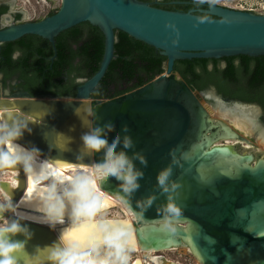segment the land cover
I'll list each match as a JSON object with an SVG mask.
<instances>
[{"label": "water", "instance_id": "1", "mask_svg": "<svg viewBox=\"0 0 264 264\" xmlns=\"http://www.w3.org/2000/svg\"><path fill=\"white\" fill-rule=\"evenodd\" d=\"M82 21L102 32L103 52L97 69L76 87L75 95L0 96V124L27 122L31 130L8 144L7 151L22 154L27 167L37 168L33 176L23 164L0 168L16 170L15 184L0 180V190L15 210L4 215L32 233L29 239L19 233L11 237L24 244L14 254L17 264H51V248L59 244L61 234L82 251L109 243L141 250L185 247L199 264H264V156L241 151L238 143L249 141L246 134L211 114L202 102L205 97L172 69L175 59L264 54V14L220 4L195 12L159 8L142 0H60L50 14L0 29V40L29 33L53 42L60 31ZM115 29L164 55L163 71L117 95L91 97L90 90L113 56ZM207 91L213 105L219 101L258 109L255 103L222 97L212 87L203 94ZM107 123L115 126L107 133L109 143L117 135L122 142L125 135L131 138L132 147L125 151L143 177L131 196L115 179L98 178L97 199L104 191L131 213V219L85 218L93 212L90 209L77 220L64 215L50 227L44 214L32 215L27 200L36 194L45 198L48 190V184L34 180L53 175L67 184L72 179L62 171L68 166L89 169L101 162L103 151H85L81 135ZM122 147L121 143L117 152ZM166 167L171 174L161 186L157 175ZM104 197L102 206L109 201ZM170 203L180 209L179 214L167 211ZM117 232L123 233L121 239L106 242V236ZM130 264H139V259Z\"/></svg>", "mask_w": 264, "mask_h": 264}, {"label": "clouds", "instance_id": "2", "mask_svg": "<svg viewBox=\"0 0 264 264\" xmlns=\"http://www.w3.org/2000/svg\"><path fill=\"white\" fill-rule=\"evenodd\" d=\"M197 3H207L212 5L215 0H196ZM201 19L200 22H203ZM166 27L173 25L166 23ZM18 55L14 54L15 56ZM78 80L77 83H82ZM114 125L107 123L103 126H95L89 128V131L81 135L83 148L89 153H98L103 151L104 158L101 162H96L91 171L95 173L99 171L101 175L99 180L104 181L108 178H113L119 182L122 190L131 196L139 188V179L143 177V172L135 167L133 160L128 156L126 149L132 147L131 138L124 136L123 142L119 135L112 139L109 143L107 133L114 130ZM24 131H31L28 128V123H16L12 126L0 124V168L14 167L17 164L25 166L26 173L31 171L27 167V160L21 156L7 151L6 146L13 141L22 137ZM126 131V126H125ZM123 145L120 152L117 148ZM30 152L38 153V150L31 149ZM140 159L142 164H146V160L139 153L134 154ZM171 169H161L157 175V182L163 186L166 179L170 176ZM44 179H48L47 176ZM93 176L83 172H78L70 182L65 184L59 178H53L48 184L47 195L45 197L46 211L44 212L46 222L50 227H54L57 223L63 220L65 215L66 205L71 210L72 220H77L84 216L85 209L89 208L93 201L97 198L96 188H93ZM178 187L177 184L173 188ZM167 192L166 187L163 188ZM150 206V205H149ZM12 211L15 213L13 204L9 197L5 198L4 202H0V264H17L15 255L23 247V242H17L11 239L17 233L22 234L26 239L31 238L32 233L27 226H22L18 220H10L5 217L4 213ZM167 211L170 213L179 214L180 209L174 204L167 205ZM123 233L117 232L105 237L106 242L119 240ZM59 244H54L51 248L49 260L51 264H107L106 260L97 261L91 258V254L83 252L81 246L74 241L62 239V234L58 237ZM117 257L119 258L120 245L116 244Z\"/></svg>", "mask_w": 264, "mask_h": 264}, {"label": "flooded vegetation", "instance_id": "3", "mask_svg": "<svg viewBox=\"0 0 264 264\" xmlns=\"http://www.w3.org/2000/svg\"><path fill=\"white\" fill-rule=\"evenodd\" d=\"M145 2L152 6L166 9L164 2L159 0H146ZM167 2L178 4L179 8L173 9L176 11L193 9L195 12H198V10L208 7L207 3H197L196 0H169ZM55 9L52 10L55 11ZM50 11H47L46 15L53 12ZM39 18L41 17L29 18L23 8L13 5V0H0V29L11 24ZM56 36H54L53 42L36 34L29 33L22 34L12 40H0V96L25 94L75 95L76 87L80 84L77 81H83L85 78H88L83 74H77V68H82L84 65L80 61L78 51L81 50L80 45L85 38V33H81L77 39L65 36L57 40ZM17 53L18 55L14 58V54ZM132 61L134 62V65L131 67L132 77L128 74L123 75L121 71L118 72V69H115L118 77L108 80V82L98 81L90 90L89 96L93 97L92 93L96 91L100 98L111 97L115 91H121L126 87H130L138 80L139 76L146 77V73L140 69L139 60L134 57ZM232 63L233 65H238L239 60L234 59ZM225 64L224 60H219L217 67L223 68ZM84 66L86 67V65ZM254 67L255 62L248 64V68ZM240 75L241 77L238 82L237 80L231 81L229 85L250 86L251 79L257 74L241 72ZM262 76L259 83L254 86L260 90H264V73ZM209 87H212L215 93L221 94L222 97L229 98L228 95L220 92L214 84L197 90L198 96L210 99V96L203 94V91ZM246 101L258 105L257 112H259L257 119L264 125L263 107L255 101ZM240 145L238 143V146Z\"/></svg>", "mask_w": 264, "mask_h": 264}, {"label": "trees", "instance_id": "4", "mask_svg": "<svg viewBox=\"0 0 264 264\" xmlns=\"http://www.w3.org/2000/svg\"><path fill=\"white\" fill-rule=\"evenodd\" d=\"M159 1L164 2V7L166 9L173 10L179 8V5L176 3H168L167 1L169 0ZM52 11L53 10L50 12ZM83 32L85 33V38L81 42V50L78 51V55L80 56V61L86 65V67L83 65L82 68H77V74H83L89 77L97 69L103 52V34L99 28L87 21H82L60 31L56 38L58 40V38L62 39L68 36L77 39ZM114 36L113 56L99 82H108V80H113L115 77H118L115 69H118V72L121 71L123 75L128 74L132 77L133 73L131 67L134 65L132 61L134 57L139 60L140 69L146 73V77L139 76L138 80L130 87H126L121 91H115V93H113L114 95L134 88L163 71L165 56L161 55L158 50L140 40L134 39L118 29L114 30ZM234 59L239 60L238 65H233L232 61ZM219 60H224L226 62L225 67H217V62ZM250 62H255L254 68H248ZM172 69L182 77L192 89H204L211 83L214 84L220 92L228 95L229 98L255 101L264 109V90L254 87L263 77L264 54L255 56L236 54L218 58L192 57L175 59ZM241 72L257 74L251 79L249 84L251 87L248 85H229L231 81L234 82L237 80L238 82L241 77ZM103 87H105V85H103ZM92 96L98 97L96 91H93Z\"/></svg>", "mask_w": 264, "mask_h": 264}, {"label": "bare ground", "instance_id": "5", "mask_svg": "<svg viewBox=\"0 0 264 264\" xmlns=\"http://www.w3.org/2000/svg\"><path fill=\"white\" fill-rule=\"evenodd\" d=\"M25 1H27V0H25ZM204 94H205V96H212V93L210 91H207ZM210 113L213 115H216V116L219 115L221 117L228 118L236 128L243 131L244 133L252 131L255 129L254 133H255L256 139H258L261 146H264V129L260 126L258 127L256 124V121H255L256 114H257L256 108L248 107V106L245 107L243 105H238V104L224 105L222 102L216 101L215 104L213 105V110H211ZM224 142L235 143V140H225ZM240 144L241 145L239 146V148L241 151H246L250 146L248 144V142H246V141H242V142H240ZM21 156H23V155L21 154ZM95 164L96 163H93L91 168H89V169L77 168L76 166L70 165V166H68V168L64 169L62 172L69 175V177L71 179L78 172H83L87 175L93 176V179H94V182L96 185V189L99 190L96 182L98 180V177L101 175V173L99 171H96L95 173H93L91 171V169L93 168V166ZM28 168L31 169V171H29V172L32 174V176L36 174L37 168L31 167V166H29ZM13 174H16V170H0V180H7L10 182V184L13 185V184H15V178L13 177ZM53 178H55V177L52 175V176H49L48 179L43 178L40 180H34V182L36 184L45 185V184H49ZM100 192H102V193H100L101 198L104 197L103 196L105 194L104 191H100ZM0 197H1L0 202H4L5 198L7 196H6V194L2 193L0 190ZM101 198L100 199L96 198L93 201V203L91 204V206L89 208L85 209L86 211L90 210V209L93 210V212H91L89 215H86L85 218H99V217L106 218L108 216H102L101 215L104 211H106V209L110 210L112 208H117L121 212V214L112 216L110 218H113V217L118 218L119 217V218H128L129 220L131 219V216H132L131 213L120 202H118L117 199H115L111 196L108 197L105 194L104 198L106 200H109V201L106 202V203H108V205L102 206V205H104L103 204L104 201ZM27 202L29 204L28 208L31 209V210H29V212H32L31 213L32 215L44 214V212L46 211L45 198L39 197L38 194L34 195V197L30 196L29 199L27 200ZM109 202L110 203L113 202L116 205L110 206L111 204H109ZM29 212L25 211V214H30ZM65 215H69V216L72 215L71 210L67 205L65 208ZM6 218H8V217H6ZM8 219L12 220L11 218H8ZM100 246L116 247V244L109 243V244L99 245V246H94V247L96 248V247H100ZM94 247H92V248H94ZM120 248H124V249H127L129 251H136L139 253L145 252L147 254V259H143L139 256H135V257L131 258L127 264H130L134 258L139 259V264H164V263L172 261V260L170 258H167L166 256H164L162 254H158V252H165L166 250L170 251V250L175 249V247H171V248L160 249V250H152V249L141 250L137 246L132 247V246H123V245H120ZM84 251H86V250H84Z\"/></svg>", "mask_w": 264, "mask_h": 264}, {"label": "rangeland", "instance_id": "6", "mask_svg": "<svg viewBox=\"0 0 264 264\" xmlns=\"http://www.w3.org/2000/svg\"><path fill=\"white\" fill-rule=\"evenodd\" d=\"M13 0V5L19 6L23 8L28 15L29 18L42 17L46 15L48 11L47 4L43 3L41 0ZM241 4L243 7L252 6L257 12L264 14V0H215L214 4ZM178 76V74L175 72ZM213 85V84H208ZM204 105L208 107V109L213 110V102L210 99H202ZM259 112V111H258ZM257 112V114H258ZM217 117L222 118L225 122H228L233 125V123L226 117H221L217 115ZM257 123H260V127L264 129V125L257 119ZM234 126V125H233ZM246 137H248V144L250 145L247 150H251L253 153H258L264 156V146L260 145V142L255 137V133L252 131L245 132ZM259 143V144H258ZM1 198V197H0ZM121 212L117 208L106 209L101 215L112 217L115 215H120ZM83 252H88L91 254V258L101 261L106 260L107 264H127L131 258L135 256H139L143 259H147V254L143 252L129 251L124 248H120L119 258L117 257V248L116 247H108V246H100L88 249ZM158 254H162L167 258H170L172 261H177L180 264H199L198 261L189 253L187 249L184 247H176L174 250L158 252Z\"/></svg>", "mask_w": 264, "mask_h": 264}, {"label": "built area", "instance_id": "7", "mask_svg": "<svg viewBox=\"0 0 264 264\" xmlns=\"http://www.w3.org/2000/svg\"><path fill=\"white\" fill-rule=\"evenodd\" d=\"M43 3L47 4V9L48 11L49 10H52V9H55L58 4H59V1L60 0H41ZM223 6H226V7H229V8H234V9H240V10H246V11H251V12H254V13H259L257 12L252 6H245L243 7L241 4H221Z\"/></svg>", "mask_w": 264, "mask_h": 264}, {"label": "snow or ice", "instance_id": "8", "mask_svg": "<svg viewBox=\"0 0 264 264\" xmlns=\"http://www.w3.org/2000/svg\"><path fill=\"white\" fill-rule=\"evenodd\" d=\"M28 179H29V181H30V178H28ZM92 186H93V188L96 187L95 182H93ZM27 191H28V192H31V187H29V188L27 189Z\"/></svg>", "mask_w": 264, "mask_h": 264}]
</instances>
